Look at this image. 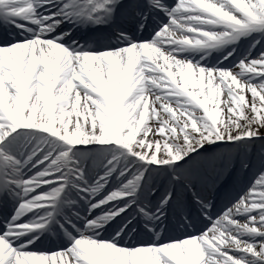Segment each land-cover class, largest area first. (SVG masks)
I'll use <instances>...</instances> for the list:
<instances>
[{
    "label": "snow or ice",
    "instance_id": "obj_1",
    "mask_svg": "<svg viewBox=\"0 0 264 264\" xmlns=\"http://www.w3.org/2000/svg\"><path fill=\"white\" fill-rule=\"evenodd\" d=\"M0 264H264V0H0Z\"/></svg>",
    "mask_w": 264,
    "mask_h": 264
}]
</instances>
